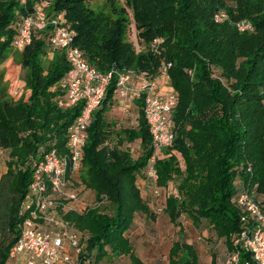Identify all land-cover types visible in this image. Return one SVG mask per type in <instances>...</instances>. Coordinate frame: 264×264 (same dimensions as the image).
<instances>
[{
  "label": "trees",
  "instance_id": "trees-1",
  "mask_svg": "<svg viewBox=\"0 0 264 264\" xmlns=\"http://www.w3.org/2000/svg\"><path fill=\"white\" fill-rule=\"evenodd\" d=\"M45 1L48 16L64 13L76 33L74 45L90 67L104 74L114 67L155 77L163 55L135 52L125 24L101 12L94 14L85 0H0V63L13 48L20 20ZM225 5L226 0L132 3L137 38L142 36L149 43L161 37L163 46L173 44L163 61L171 63L169 82L177 96L172 113L175 140L164 152H176L189 166L175 186L179 194L164 197L162 214L178 226L179 236L170 248L168 264H199L195 247L182 237L179 219L183 215L204 237L220 242L228 254L237 250L242 263L257 264L248 253L235 249L233 240L251 222L250 218L241 222L244 212L235 204L240 193L250 195L264 211V14H246L243 20L252 30L239 33L234 25L243 15L231 16V22H213V15ZM252 31L258 36L250 40ZM49 35L48 29L34 34L20 52L23 82L29 91L26 101L8 98L0 83V149L6 152V171L0 176V264L12 261L9 253L21 233L30 160L40 148L64 152L67 128L81 108L57 104L64 95L60 82L69 65L63 51L51 49ZM115 82L113 77L102 106L92 115L74 180L82 191L94 193L98 206L83 212L62 208L57 212L80 236L83 250L76 264L101 261L109 254L128 255L133 264H142L134 258L126 234L136 216L153 219L158 215L148 208L137 185L153 153L142 99L135 102L136 128L118 131L122 137L112 142L113 125L105 115L115 104ZM252 103L261 106L262 112L257 114ZM123 141L139 142V155L122 150ZM169 157L155 162L158 185L171 182L176 172L175 158Z\"/></svg>",
  "mask_w": 264,
  "mask_h": 264
},
{
  "label": "built area",
  "instance_id": "built-area-1",
  "mask_svg": "<svg viewBox=\"0 0 264 264\" xmlns=\"http://www.w3.org/2000/svg\"><path fill=\"white\" fill-rule=\"evenodd\" d=\"M47 6V1L42 2L31 14L20 20L13 48L22 52L30 45L34 34L48 29L49 46L53 50L63 51L69 65V70L60 82L64 95L57 104L62 108H81L67 128L64 152L59 153L53 149L44 151L40 148L37 156L30 160L31 182L21 205V214L25 217L20 236L10 250L9 259L22 257L27 264H36L37 261L41 264H76L77 257L83 250L80 236L70 231L69 225L58 218L57 212L59 208L83 212L98 206L95 199L77 205L83 191L75 186L74 180L81 168L92 115L102 106L112 78H116L113 93L116 103L142 99L143 116L153 150L142 176L144 182L151 184L149 191L158 201L156 214L162 213L164 207L160 206L165 199L162 198L161 190L154 186L157 182L155 162L158 152L168 150L174 144L172 113L177 105V96L171 90L165 95L159 94L156 81L146 72L120 71L113 67L104 74L90 67L82 52L74 45L76 33L68 26L64 13L48 16L45 9ZM227 21V15L223 11L213 15L215 24ZM234 26L239 33L252 28L247 21L237 22ZM163 45V38L157 37L148 43L147 50L160 57ZM170 68L171 63L162 60L156 72V76L166 84L169 83ZM127 111L128 108H125L126 113ZM137 185L139 186L138 182ZM235 204L244 212L241 222H246L248 218L251 222L234 238L233 247L248 253L255 263L264 264V211L246 193H240ZM67 248L73 251L75 259L68 254ZM225 264L247 263L241 262L239 251L236 250L228 254Z\"/></svg>",
  "mask_w": 264,
  "mask_h": 264
},
{
  "label": "rangeland",
  "instance_id": "rangeland-1",
  "mask_svg": "<svg viewBox=\"0 0 264 264\" xmlns=\"http://www.w3.org/2000/svg\"><path fill=\"white\" fill-rule=\"evenodd\" d=\"M134 1L135 0H85L84 3L85 6L94 14L101 12L103 14L108 15L111 20H114L118 23L123 22V24H125L128 41L132 44L133 50L137 53L140 52L141 54H145L148 52V41H146L142 36H140V39L137 38L138 31L135 26L134 13L132 7V3ZM136 1L139 2L140 0ZM243 2V0H226V5L224 6V9H221L220 11L226 13L228 20L227 22H231V16H233L234 18H238L243 15V18H240L242 20L237 21L242 22L246 21L243 20L246 19V14H254L258 16L264 14V3L261 0H248L247 4H242ZM48 6L45 8L46 11L48 10ZM253 34H255V32L253 31L251 32V34H249L251 36L250 40H253L256 36H258V34ZM172 46L173 44L170 41L167 42L165 46H163L164 54L163 52L161 54L163 55V60L168 56L169 51L172 50ZM20 60V52L16 51L14 48L11 47L10 50L5 54L2 62L0 63V83L5 87L8 98L15 101H26L29 96V91L26 90L24 86V70L21 68ZM168 86L171 91H174L170 86V82L168 83ZM123 107L124 105H122L119 101L118 103L113 104L105 115L106 120L108 122H111L113 125L112 135H115V138L112 139V142H114L116 138L122 137L120 133L118 134V131L134 129L137 126L136 122L138 119V107L134 104H131V111L129 113H124ZM251 108L257 114L258 112H262V108L258 104L252 103ZM138 144V142L129 143L127 141H123L121 149L130 151V153H132V156L136 157L140 150ZM170 155L175 158V163L172 164V167L176 170L174 176L171 177V182H168L166 185H158V183H155L154 185L156 188H159L161 190L162 198L169 197L171 195L177 196L179 194H177L175 186L180 179H183L186 176V171H188L189 166L187 160L182 158L179 154L174 151H172L171 154L163 152V155H159L157 159H169ZM4 160H6V152L0 149V170L4 168ZM137 179L140 191L142 190L141 193L144 200L149 203H158V201L152 197L151 193H144V191H146V189L149 188L151 184H149V182H143V184H141L143 176L138 175ZM160 207H164V204ZM157 216H159L158 221L161 222V226L165 224L164 228H167L166 225L169 224V222L167 221L168 217L162 213L158 214ZM184 218L187 217L185 215L181 216L179 222H184ZM164 220H166V222L163 224ZM202 245L203 244L198 245V249L201 253V256H203V251H205ZM24 263L27 264L26 262Z\"/></svg>",
  "mask_w": 264,
  "mask_h": 264
},
{
  "label": "crops",
  "instance_id": "crops-1",
  "mask_svg": "<svg viewBox=\"0 0 264 264\" xmlns=\"http://www.w3.org/2000/svg\"><path fill=\"white\" fill-rule=\"evenodd\" d=\"M154 80L157 83V91L159 94L165 95L166 93L170 92L168 84L163 82L156 75L154 77ZM120 103L124 105V113H126L125 108H128L127 113L131 111V104H134L136 106L135 101L131 102L128 100H123ZM163 152L164 151L158 152V156H162ZM138 155L139 153L137 154V156ZM5 165L4 168L0 170V176L6 171ZM143 182L144 181L142 180L141 184H143ZM144 193L150 194L149 188H147ZM94 198V193L86 190L80 194V202L76 204L79 205L81 204V202L89 203ZM146 203L148 208L152 212H154L157 203ZM158 218L159 216H155V218L152 219L146 215H138L134 218L133 224L126 234V237L132 246L131 252L137 262H140L142 264H168L169 262V253L172 243L179 240V236L177 235L178 226H173V224L168 219L167 221L169 222V224L166 225L167 228H164V223L166 222V220H164L163 222L164 225L161 226V222L158 221ZM184 220V222L180 223L183 234L182 237L187 244H191L195 247L199 259V264H212L213 256H215V264H225L226 258L228 256L226 248L220 242L216 241L215 238L211 236L207 238L204 237L205 233H201L198 229H196L189 219L184 218ZM70 231L72 232V229H70ZM199 244H203L202 246L205 250L203 251V256H201V253L198 249ZM67 251L71 258L75 259L73 251L69 248H67ZM93 255H95V252L92 253V257ZM24 262H26L24 258H16L8 264H25ZM132 262V258L128 255L114 257L112 256V254H109L101 261L99 260L97 262H94V260L92 259L91 264H133ZM36 264H41V262L37 261Z\"/></svg>",
  "mask_w": 264,
  "mask_h": 264
}]
</instances>
